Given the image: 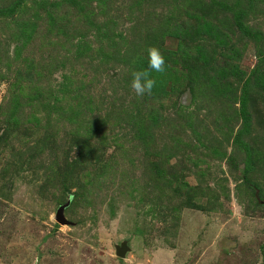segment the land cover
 Wrapping results in <instances>:
<instances>
[{
    "label": "rangeland",
    "instance_id": "rangeland-1",
    "mask_svg": "<svg viewBox=\"0 0 264 264\" xmlns=\"http://www.w3.org/2000/svg\"><path fill=\"white\" fill-rule=\"evenodd\" d=\"M0 264H264V0H0Z\"/></svg>",
    "mask_w": 264,
    "mask_h": 264
},
{
    "label": "clouds",
    "instance_id": "clouds-1",
    "mask_svg": "<svg viewBox=\"0 0 264 264\" xmlns=\"http://www.w3.org/2000/svg\"><path fill=\"white\" fill-rule=\"evenodd\" d=\"M145 59L147 67H140L131 73V88L137 96L151 95L157 84L153 73H163L166 70V61L160 49L150 46L146 49Z\"/></svg>",
    "mask_w": 264,
    "mask_h": 264
},
{
    "label": "water",
    "instance_id": "water-1",
    "mask_svg": "<svg viewBox=\"0 0 264 264\" xmlns=\"http://www.w3.org/2000/svg\"><path fill=\"white\" fill-rule=\"evenodd\" d=\"M62 210H63V206L59 208V210L57 211L56 214V218L60 223H64V218L62 215ZM126 248L122 249L121 251L118 252L119 255H124V251Z\"/></svg>",
    "mask_w": 264,
    "mask_h": 264
}]
</instances>
